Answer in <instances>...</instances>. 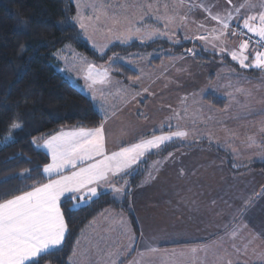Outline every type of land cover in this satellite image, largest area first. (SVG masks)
I'll return each mask as SVG.
<instances>
[{
	"label": "snow or ice",
	"instance_id": "obj_1",
	"mask_svg": "<svg viewBox=\"0 0 264 264\" xmlns=\"http://www.w3.org/2000/svg\"><path fill=\"white\" fill-rule=\"evenodd\" d=\"M228 2L231 4V0ZM184 4L185 0H178V3L173 4V8L182 7ZM84 7H90L93 15L86 18L80 12V5H78V13L74 20L80 30L85 33L94 22L100 26L103 23L101 16H104L111 21L113 26L107 31H118L116 39L122 44L133 40L134 37L141 42H154L157 38H167L173 45L180 43L178 39H175L178 32L169 30V25L176 23L178 13L174 12L169 15L167 3L163 5L162 14L153 13L152 3H148L147 10H145V5L139 3L138 0L133 3L125 0V3L120 5L124 13L110 12L109 8L115 6L106 5V0L100 4L90 0L89 3L84 4ZM195 8L207 12L210 19L216 22V26L211 29L210 35H198L194 39H199L206 45L210 44L214 55H219L221 58L225 55L230 56L231 60L242 69L253 68L264 72V3L257 5L254 0H244L239 6H233L223 15H212L210 7L202 0L198 3H189L188 12L190 13ZM128 10H134L132 15L137 16L138 14V19H130L126 14ZM146 19L162 22L164 31L161 32L159 28L141 27L140 25ZM179 20L186 21L187 14L179 16ZM122 24H127V27L123 30L116 28ZM200 26L203 27V25ZM59 30L63 31L66 28L62 27ZM229 36L242 38L238 47H228L226 41ZM184 39L193 38L185 36ZM187 51L196 54L194 49ZM75 59L85 66L82 69L83 78L88 91L91 92V101L95 103L97 91L103 97L104 88L112 85L111 64L120 63L122 58L115 55L110 57L109 67L104 68H99L78 55ZM237 90L243 91L242 89ZM123 91H125L123 88L116 87L117 94ZM81 93L87 98V92L81 89ZM100 112L103 119L96 127L74 126L67 130L62 128L46 138L33 139V150L43 151L49 157V162L45 163L39 171L47 182L34 183L27 191H20L19 194L11 195L10 198L0 199V264H39L40 259L53 251H58L65 242L68 227L65 213L62 211L64 201H71L69 211H73L90 205L101 195H107L109 192L114 201L121 199L128 194L129 182L125 177L135 173L139 165L143 163L146 154H150L154 149H161L174 139L183 141L191 134L187 129H181L179 124L175 126L176 130H172L173 125L169 118L166 125L162 122L159 129L153 128L150 136L141 133L135 142L121 141L116 150L109 151L105 129L108 115L103 107ZM23 127L21 122L14 121L7 135L0 141V150L16 143V133L22 131ZM165 127L168 128L167 132L164 131ZM157 131L160 132L159 135L156 134ZM211 138L210 134L209 139ZM248 142L255 144L256 141L249 136ZM16 158L13 156L9 159ZM32 171L34 170L24 169L20 174L4 177L0 179V184L13 179H31ZM251 202V198L244 200L233 213L231 221L224 225V234L217 243L229 258L225 260L224 256H220L217 264H240L239 258L248 256L249 247L255 238L248 239L242 233L247 229V225L243 223V216ZM99 215L104 217L108 223L107 227L102 229L105 234L98 235V238L92 242V248L101 253L102 264H122L120 253L123 249L115 247L117 243L115 240L109 243V236L106 234L119 231L120 235L126 236L130 241L125 246L127 248L134 245L135 237L129 234L122 216L116 219L115 216H108L107 212ZM77 244H79V239ZM230 250L231 254L236 256L235 260L231 258ZM147 251L155 252L156 249L148 248ZM200 251L206 253L207 249H190L193 256ZM251 252L258 264H264V248L259 251L252 248ZM82 255L83 253L74 247L72 257L69 259L72 264H80V261L74 258ZM176 255L173 253V258L170 261H164L163 264H185V261L176 258ZM180 256L182 257L183 253ZM245 264L248 262L245 261Z\"/></svg>",
	"mask_w": 264,
	"mask_h": 264
},
{
	"label": "crops",
	"instance_id": "obj_2",
	"mask_svg": "<svg viewBox=\"0 0 264 264\" xmlns=\"http://www.w3.org/2000/svg\"><path fill=\"white\" fill-rule=\"evenodd\" d=\"M123 2L125 3V0H123ZM135 2H137V0H135ZM138 2L144 4V0H138ZM154 2L153 0H148V3L153 4V13L160 14L158 7L154 6ZM192 2L198 3L199 0H185L184 5L186 7H184L182 13H179L181 16L187 14L188 19L192 18L191 13L195 9L190 13L188 12V5ZM202 2L211 8L214 0H202ZM148 3H146V5ZM146 5L145 10H147ZM196 9L199 10V12L196 10L194 13L203 16V19L200 21H207L205 18L208 17L206 16L208 13L203 11V9ZM168 13L171 15L174 12L173 10L170 11L168 9ZM135 19H138V14L135 16ZM144 23L151 25L149 28H155L154 25L157 22L152 19H146ZM144 23L142 25H144ZM159 23L160 22H158V24ZM238 44L239 42L232 43L231 47H238ZM185 52L186 51L161 52V55L166 56L157 64H153L150 70H153V67L155 68L163 65L171 58L180 59L181 55L185 56ZM195 60L199 65L207 63V60ZM131 67L134 68L133 66ZM228 68H231V71L228 69H222L220 74L226 76L228 80H231L230 83H228L230 88L236 89L235 84L239 85L246 80L255 82L256 80L259 81L264 78V75L252 77L239 73L230 66H228ZM110 70L112 77L114 76L113 78L117 79V74L114 73L112 64ZM135 71L138 72L137 70ZM152 73L155 72L152 71ZM139 74L140 73L131 79L136 81L140 77ZM213 77L214 76H212V78ZM152 80L154 82L157 81V77L156 79L152 78ZM173 81L174 80L172 79H167L166 82L167 84H172ZM137 82L139 83V81ZM157 82L152 86L157 87ZM214 82V84H216L215 80ZM232 82H235V84H232ZM190 86L191 83L189 82L186 85L184 84L181 91L177 90L173 95L176 97L178 95L185 97L186 94L187 96L185 98L190 99L193 93H197L198 96L202 94L200 99L203 101L206 92L200 93L199 90L191 92L190 90L189 92L184 93V89H189ZM211 86H213V84ZM252 86L253 88L255 87L253 84ZM174 88H177L176 85ZM226 93L227 95L224 93L220 95L216 94L225 100L222 107L212 106L203 101L211 108L208 112L211 114V110L217 112L215 113L216 118L227 119L229 121L233 114L238 113V119L235 121L238 125L235 127L243 128L239 130L240 136H238L239 138L235 137L233 139L230 148L222 149L231 155L232 160L237 166L245 165L256 160H263L264 105L261 104L262 101H258L255 106L254 104L258 98L255 95L254 97H246L247 101H245V97L234 94L229 95L228 92ZM233 93L236 94L237 91L235 90ZM127 100L128 98L125 101H122V103H126ZM147 101L148 98H144L141 101L134 99L130 102L134 104L135 107H137L138 104L143 107ZM244 102L247 104V110L245 109ZM112 104L115 105L114 103H111L110 105ZM126 106L125 108H127ZM115 107L118 109V106ZM112 114L117 117V110L112 111ZM72 127L73 126H66L65 128L61 127L57 131L42 137L46 138L49 135L60 131L62 128L67 130ZM235 127L231 125L230 131ZM220 132L218 133V130L215 132L218 140L227 133V130L222 129ZM249 136L255 139V144H250L248 142ZM112 137V132H108L107 149L109 151H114L120 146L119 143H116L117 139L112 140ZM223 140L224 138L219 141L224 144ZM177 143L178 144L166 145L159 151L157 150V153L162 152V154H159L161 155L160 161H157L159 163H154L156 171L152 170L150 175L145 174L143 176L141 174L138 184L129 194L127 207L134 215L138 235L135 234L127 213L122 210L121 206H119L121 205L120 203L122 202V199L117 200L119 203L117 207L104 208L99 214L107 212L108 216H115L116 219H120L122 216L127 229L130 230L131 236L135 237L134 243L135 245L137 243V246L143 244L149 247L167 248L169 250L172 248L201 249L212 247L213 254L215 255L214 259L217 263L218 257L220 256H224L225 260L229 258L228 255H225V253L218 247L217 243L224 234V225L231 221L233 213L241 206L242 202L251 198L252 202L243 216V223L247 225V229L244 230L242 234L248 239H253V237L255 239L249 247L248 256H241L239 259L240 264H245V261H247L248 264H258L252 256L251 249L255 248L259 251L261 248H264V171L253 168H246L236 172L231 171L228 168L224 157L212 151L208 146L201 144V140L191 143ZM251 152H253V154L258 152L261 155L260 158L255 160H253V158L249 159ZM234 154L236 156H234ZM159 155H155L153 158H156ZM153 158H151V162L155 161L152 160ZM99 214L81 230L77 238V240L79 239V244H77L76 240L74 247L78 248L83 255L74 259L79 260L80 264H102V260H97L101 253L92 248V242L98 238V235L105 234L102 232V229L107 227L108 223L105 218ZM147 231L148 234L146 233ZM106 235L109 236V243L115 240L117 242L115 247H121L123 249L121 251L123 255L121 256L120 253V256L122 264H125L131 259L133 254H135V251L131 252L129 257L125 254L127 248L125 246L128 245V239L126 236L120 235L119 231L107 233ZM237 243H239V241H237ZM101 248H103V245H101ZM207 252H210V250H207ZM72 254L73 251L70 257H72ZM69 258L68 263L72 264V261H70ZM231 258L235 260L236 256L231 254Z\"/></svg>",
	"mask_w": 264,
	"mask_h": 264
},
{
	"label": "trees",
	"instance_id": "obj_3",
	"mask_svg": "<svg viewBox=\"0 0 264 264\" xmlns=\"http://www.w3.org/2000/svg\"><path fill=\"white\" fill-rule=\"evenodd\" d=\"M75 11L71 0H0V141L7 135L14 121L24 125L23 130L16 133V143L0 150V179L20 174L24 169L34 170L31 179H13L0 184V199L27 191L34 183L46 182L39 171L49 162V157L43 151L33 150V139L65 126L93 128L103 119L91 98H86L56 68L58 62L54 52L70 43L89 58L104 61L113 53L145 52L158 47L170 48L173 52L185 50V43L173 45L166 39L147 43L134 40L128 44H112L103 54H97L83 39L74 23ZM62 27L66 30H59ZM199 53V60L221 58L203 51ZM165 56H155L151 61L157 64ZM221 59L239 73L252 77L264 75V72L257 69L240 68L227 55ZM112 68L124 80L137 76V72L131 70L132 67L122 62L113 64ZM203 101L218 107L225 103L222 97L209 92L204 95ZM201 144L222 155L231 171L246 168L264 171V159L237 166L231 155L214 143L201 141ZM13 156L17 158L9 159ZM141 174L131 176L128 194L124 195L121 205L113 200L110 193L101 195L79 210L69 211L71 201H64L62 211L68 227L65 242L58 251L40 259L39 264H69L68 258L81 230L107 207L121 206L138 235L134 215L128 209L127 201Z\"/></svg>",
	"mask_w": 264,
	"mask_h": 264
},
{
	"label": "rangeland",
	"instance_id": "obj_4",
	"mask_svg": "<svg viewBox=\"0 0 264 264\" xmlns=\"http://www.w3.org/2000/svg\"><path fill=\"white\" fill-rule=\"evenodd\" d=\"M71 1L73 2L76 8L74 17L77 16L78 5H80V9H79L80 12L86 18L93 15V10L90 7L89 8L84 7V4L89 3L90 0H71ZM94 2L100 4L104 2V0H94ZM128 2L133 3L135 2V0H128ZM153 2L155 4L154 6L158 7V11L160 14L164 12V7H163L164 3H167L169 5L168 9L170 11L173 10V12L178 13L176 23L170 24L169 30L173 32H178V35L175 37V39H178L180 41L178 45L185 43V46L183 47L185 49L184 51L187 52V53L185 52L184 54L185 56H182L180 53L181 55L180 59L171 58L163 65L157 66L159 68L153 67V70L152 69L150 70L151 66L153 65L151 61L152 58L161 55V52H165V51L171 52L172 50L170 48L158 47L150 51H145L143 53L134 51L129 54H125L126 56L119 53H113L104 61H95L94 59H91L88 56H86L82 51L78 50L74 45L70 43H66L60 49L54 52V57L58 62L56 68H58L60 73L77 89H79L80 91L81 89H83L85 92H87L88 93L87 96L89 98H91V92L88 91L86 82L83 78L84 71L82 69L85 66L82 65V63L79 60L75 59V56L77 55L86 58L88 62L96 65L99 68L109 67V58L115 55L122 58L121 59L122 63H125L126 65H130V67L133 66L134 69L138 71L137 74L140 73L139 74L140 77L138 78L139 80L137 79L136 81H134L131 78L128 80H124L119 76H116L117 79H115L113 78L114 76L112 77L111 74L112 69H111L110 77L112 80V85L106 86L104 88L103 97H101L99 91H97V99L94 103L96 109L100 113L102 118L103 115L100 112L101 107H103L104 111L107 113L108 119L105 124L106 132L107 133L112 132V136H113L112 140L117 139L116 143H119V145L121 141H124L126 143L135 142V139L139 138L141 133L150 136L152 134L153 128L159 129L161 127L162 122L166 125L169 118H171V123L173 125L172 130H176L175 126L179 124L181 129H187L191 134L187 139L183 141L180 139H174L173 141L168 142L166 145L178 144L177 142L191 143L194 141L201 140V141L214 143L221 149L230 148L231 146L230 144H232L233 139L235 137L240 136L239 130L243 129L240 127L239 128L235 127L236 125H238V123L235 122L238 119V113L233 114L232 118L229 121L227 119H219L215 117V113L217 112H215L214 110H211L212 114L208 112L209 109L211 108L208 104L204 103L202 99H200V97H202V94L198 96L197 93H193L194 95L192 94L191 95L192 97L190 99L185 98L187 96L186 94L185 97L180 95L176 97L173 94L176 93L177 90L181 91L182 86L184 84L186 85L189 82L191 83V86L189 89L185 88L184 93L189 92L190 90L191 92L195 90H199L200 93L206 92L207 94L209 92L219 95L224 93L227 95L226 92H228L229 95L234 94L245 97V101H247L246 97L248 96L254 97L255 95L258 98L254 105L256 106L258 101H262L261 104L264 105V78L260 79L259 81L256 80L255 82L251 80H246L244 83H240L239 85L235 84V82H232V84L236 85V89L230 88V85L228 83H230L231 80H228L226 76H223L220 73L222 69H228L229 71H231L230 70L231 68H228L229 65L226 64L221 58L214 59L210 57V59L207 60V63L201 65H199L195 60L198 58L200 51L213 54V49L210 44L206 45L203 41L199 39H194L198 35H210L211 29L216 26V22L210 19L209 14L206 15L209 18L208 17L205 18L207 21L201 22L200 20L203 19V16H199L198 13H194L197 10L195 8V10H193L191 13L192 18L188 19L187 17L186 21L181 22L179 20V16H181L179 13H182L184 11V7H186L185 5L174 9L173 4L178 3V0H153ZM243 2L244 0H231V4H229L228 0H214V3L210 8V12L212 15L215 14L223 15L228 10L232 9L233 6H239ZM254 2L257 5H260L261 3H264V0H254ZM146 3H148V0H144L145 5ZM123 4H124L123 0H106V5L115 6L114 8H109L110 12L117 11L120 13H124V9L120 7V5ZM133 11L134 10H128V12L126 13L130 19H135V16L132 15ZM197 12H199V10H197ZM74 17H73V21L76 24ZM101 21L103 23L100 26H97L94 22L93 25L88 28L87 33L80 30L78 24H76L81 32L83 39L89 44V46L97 54L100 55L103 54L112 44L115 43L122 44L119 40L116 39V36L118 35V31L116 30L112 32L107 31L108 28L113 27L111 21L109 19H106L104 16H101ZM200 25H203V27H201ZM141 26L149 28L151 25H149L148 23H144V25ZM154 26L155 28H159L161 32L164 31L162 22H160L159 24L157 22ZM126 27L127 24L116 26V28H118L119 30H123ZM185 36L192 37L193 39L185 40L184 39ZM158 39H166L168 41L167 38H157L155 40ZM241 39H242L241 37L229 36L226 43L229 48H232L231 44L240 42ZM134 40L141 42V40L134 37L133 40L125 44H128ZM142 43H147V42H142ZM188 49H194L196 54L189 53L187 51ZM178 52H183V51H178ZM152 71H154L155 73H152ZM212 76L214 77L212 78ZM151 77L154 79H156L157 77L158 82L155 81L158 83L157 87L152 86L155 82L152 80ZM167 79L170 80L172 79L174 81L173 83L171 82L172 84H167L166 82ZM214 80L216 81V84H214L215 83ZM137 81H139V83ZM117 82H119L118 85ZM209 84L211 85L213 84V86ZM252 84L255 85L254 88ZM175 85L177 88H174ZM117 86L123 88L125 91L117 94L116 92ZM97 87L99 88L100 86ZM237 89H242L243 91H238ZM235 90L237 91L236 94L233 93V91ZM127 98L128 100L126 101V103H122V101H125ZM144 98H148V101L146 104H144L143 107L140 104H138V106L135 107V105L130 102L131 100L134 99L141 101ZM111 103H114L115 105L113 104L110 105ZM127 103L128 105L126 106ZM115 106H118V109ZM125 106L127 108H125ZM244 106L245 109L247 110L246 102H244ZM114 110H117V117L114 114H112V111ZM231 125L235 127L232 128V131H230ZM222 129L227 130V133H225L219 139L222 140L224 138L223 140L224 144L217 139L215 133L216 130H218L219 133ZM164 131L167 132L168 128L165 127ZM156 134L159 135L160 132L157 131ZM210 134L212 137L211 140L209 139ZM164 146H162V148ZM159 153L160 152L157 153V149H154L150 154H146L145 158H143V163L139 165V167L136 169L134 174L142 172V175L144 176L145 174L150 175L152 170L156 171L154 168V163L160 161L161 155H159ZM235 154L234 156H236ZM155 155L156 156L159 155V156L153 158ZM260 156L261 155L258 152H256L255 154L251 152L249 159L253 158V160H255L260 158ZM151 158H153L152 160L155 161L151 162ZM131 176L125 177V179L128 180L129 182L128 191L131 185ZM124 197L125 196H123L121 199L123 200ZM130 212L132 213L131 210ZM146 233L148 234V231ZM129 234L131 235L130 230H129ZM127 243L128 244L130 243L129 239ZM148 248H155L156 251L148 252L147 251ZM190 249L172 248L171 250H169L167 248L149 247L143 244L137 246V243L136 245L134 243V245L131 248H126L125 254H127L128 257L133 251H135V254H133L131 259L128 260L125 264H163L164 261H170L173 258L172 256L173 253L177 254L176 258L185 261V264H217L214 259L215 255L213 254L212 247L201 248V249L210 250V252L205 253L204 251H200L195 256H193V254L190 252ZM141 253H143V255H141ZM181 253H183L182 257L180 256ZM122 255L123 253L121 252V256ZM97 260H102L101 254L97 258Z\"/></svg>",
	"mask_w": 264,
	"mask_h": 264
}]
</instances>
